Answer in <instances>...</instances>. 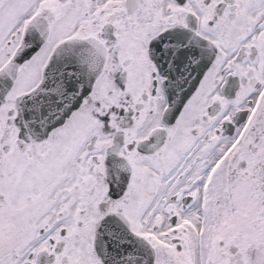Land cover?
Masks as SVG:
<instances>
[{
	"label": "snow or ice",
	"instance_id": "snow-or-ice-1",
	"mask_svg": "<svg viewBox=\"0 0 264 264\" xmlns=\"http://www.w3.org/2000/svg\"><path fill=\"white\" fill-rule=\"evenodd\" d=\"M0 264H264V0H0Z\"/></svg>",
	"mask_w": 264,
	"mask_h": 264
}]
</instances>
